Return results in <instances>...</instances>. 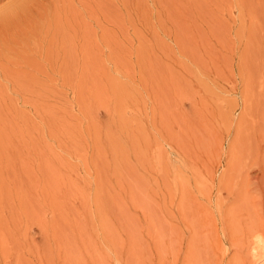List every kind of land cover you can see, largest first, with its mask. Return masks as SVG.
I'll use <instances>...</instances> for the list:
<instances>
[{
	"label": "rangeland",
	"instance_id": "rangeland-1",
	"mask_svg": "<svg viewBox=\"0 0 264 264\" xmlns=\"http://www.w3.org/2000/svg\"><path fill=\"white\" fill-rule=\"evenodd\" d=\"M11 1L0 264H264V0Z\"/></svg>",
	"mask_w": 264,
	"mask_h": 264
},
{
	"label": "bare ground",
	"instance_id": "bare-ground-1",
	"mask_svg": "<svg viewBox=\"0 0 264 264\" xmlns=\"http://www.w3.org/2000/svg\"><path fill=\"white\" fill-rule=\"evenodd\" d=\"M4 0H0V3H2ZM6 1V0H5ZM12 1L11 0H9L5 5L3 4V6H0V15H8L9 14V10L11 9V6H10V3H11ZM2 5V4H1ZM10 6V7H9ZM256 248H257V246H256ZM259 251V250H258ZM255 253V252H254ZM254 253H253V255H254ZM257 253V252H256ZM261 255V254H260ZM259 255V256H260ZM254 257V256H253ZM255 258V257H254ZM258 259H259V257H258ZM246 260V259H245ZM242 263V262H241ZM246 264H248V263H246Z\"/></svg>",
	"mask_w": 264,
	"mask_h": 264
}]
</instances>
